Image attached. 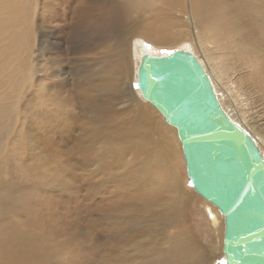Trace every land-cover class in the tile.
I'll list each match as a JSON object with an SVG mask.
<instances>
[{
    "label": "bare ground",
    "instance_id": "obj_1",
    "mask_svg": "<svg viewBox=\"0 0 264 264\" xmlns=\"http://www.w3.org/2000/svg\"><path fill=\"white\" fill-rule=\"evenodd\" d=\"M185 1L77 0L73 10V33L94 28L109 32L100 45L105 46L108 55L112 53L115 57L78 66L69 76L70 80L62 78L60 83L72 81V89L79 93V102L83 106L80 115L86 126L80 133L84 136L82 141L89 143L84 142L90 150L89 166L93 178L89 210L92 216L102 213L109 218V232H121L119 243L123 255L120 264H213L216 258L208 256L185 224L186 212L196 200L205 204L207 224L215 244L220 247L219 256L225 258L227 222L224 213L197 190L189 189L187 172L185 177L180 165L182 150L173 142V134L178 132L179 135V130L170 123L171 126L167 125L164 114L150 103L142 90L137 92L133 88L142 61L153 58L161 46L174 42L188 45L187 52L182 51L185 53L182 54L193 56L201 64L225 116L255 144L264 164V119L255 116V112L247 115L237 103L235 95L239 96L232 85L222 83L220 89L217 87L215 80H223V75L227 79L231 77L221 53L218 52L214 62H201L196 57L194 45L185 43L188 39L175 30L173 12ZM187 9L189 31L199 41L200 30L208 25L209 17L223 10L216 0H188ZM134 14L136 18L131 17ZM87 44L79 46L76 53L90 49ZM63 76L56 75L57 78ZM119 111L121 113H117ZM64 126L58 124L53 129L60 134L71 129ZM177 141L179 145L182 143ZM28 195L17 184H6L0 172V264H49L50 261L84 264L70 243L62 246L56 241L52 235L54 227L37 221L34 212L42 207L41 203L31 206L32 198L29 200ZM51 207L42 209L41 217L46 222L54 219L51 216L55 208ZM6 211L23 213L25 219L21 217L20 221L16 214L17 219L8 223L4 217ZM86 264H90L89 258Z\"/></svg>",
    "mask_w": 264,
    "mask_h": 264
},
{
    "label": "rangeland",
    "instance_id": "obj_2",
    "mask_svg": "<svg viewBox=\"0 0 264 264\" xmlns=\"http://www.w3.org/2000/svg\"><path fill=\"white\" fill-rule=\"evenodd\" d=\"M216 2L223 10L209 17L208 25L200 30V41L189 31L188 0L173 12L175 30L188 39L185 43L194 45L196 57L201 62H214L218 52L221 53L231 77L227 79L223 75V80H215L217 87L220 89L222 83L232 85L239 96L235 95L236 101L247 115L255 112V116L264 119V0ZM76 5L77 0H0L1 178L6 184L15 183L29 193L31 206L41 203L42 207L34 212L37 221L54 227L52 235L56 241L62 246L70 243L84 264L88 258L90 264H120L123 255L119 243L121 232H109V218L102 213L92 216L89 210L93 178L90 150L86 148L89 143L82 141L84 136L80 133L86 126L80 115L83 106L79 93L72 89V81L60 83L62 78L69 79L78 66L115 57L112 53L108 55L105 46L100 45L109 32L94 28L73 33ZM181 43L161 46L153 58L164 59L174 52H187L188 45ZM85 44L90 49L76 53L77 48ZM131 58L134 64L133 53ZM62 74L63 77H56ZM133 88L137 92L140 90L138 81H133ZM58 124L71 129L60 134L53 129ZM167 125L171 126L169 122ZM177 140L181 143L178 132L173 134V142L182 150H178L182 173L186 177L187 172L189 189L196 190L189 176L182 143L179 145ZM49 206L55 208L51 216L54 219L46 222L41 212ZM45 211L50 214L48 209ZM16 214L20 221L21 217L25 219L23 213L6 211V222L12 224L17 219ZM204 214L205 204L201 200L193 202L185 216L189 234L200 242L208 256L216 258L213 264H226L225 258L219 256L220 247L215 244ZM49 264L57 263L50 261Z\"/></svg>",
    "mask_w": 264,
    "mask_h": 264
},
{
    "label": "water",
    "instance_id": "obj_3",
    "mask_svg": "<svg viewBox=\"0 0 264 264\" xmlns=\"http://www.w3.org/2000/svg\"><path fill=\"white\" fill-rule=\"evenodd\" d=\"M140 90L179 130L195 189L226 217V264H264V164L224 114L196 58L147 57Z\"/></svg>",
    "mask_w": 264,
    "mask_h": 264
}]
</instances>
